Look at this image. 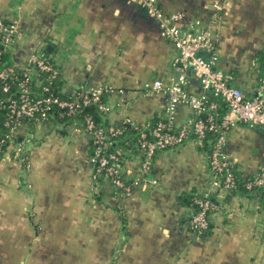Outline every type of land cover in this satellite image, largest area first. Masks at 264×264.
I'll return each instance as SVG.
<instances>
[{
	"label": "crops",
	"instance_id": "obj_1",
	"mask_svg": "<svg viewBox=\"0 0 264 264\" xmlns=\"http://www.w3.org/2000/svg\"><path fill=\"white\" fill-rule=\"evenodd\" d=\"M180 15L186 33L211 31L216 67L233 75L247 97L264 75V0H159ZM0 19L17 25L14 62L35 52L61 70L65 93L108 88V120L144 125L164 113L167 95L153 84L177 80L178 49L158 22L130 0H0ZM206 56L209 54L206 52ZM187 89L201 91L192 71ZM193 115L186 103L176 122ZM224 154L243 177L264 168V128L233 118ZM62 126L60 127V129ZM22 129L30 169L0 160V264H264V202L257 195L210 188L207 152L193 140L157 153L152 178L123 197L109 182L98 188L89 161L91 136L74 125ZM34 142L29 146V142ZM136 179L139 164H126ZM208 191L211 229L201 235L186 220L183 192Z\"/></svg>",
	"mask_w": 264,
	"mask_h": 264
},
{
	"label": "built area",
	"instance_id": "obj_2",
	"mask_svg": "<svg viewBox=\"0 0 264 264\" xmlns=\"http://www.w3.org/2000/svg\"><path fill=\"white\" fill-rule=\"evenodd\" d=\"M130 1L144 7L148 14L158 22L162 36L178 49L174 61V68L178 77L174 83L168 86H165L161 80L154 82V89H161L166 93L167 103L161 119L150 128L149 135L146 129L149 128L150 122L144 124L139 140V153H134L132 149H129L124 153L118 152V154L122 152V157H118L114 153L106 154L105 149L110 144L107 141L109 136L104 130L95 128V122L91 116L85 118V126L82 123L74 125L77 129L88 133L91 140L97 144L95 155L90 160V164L93 166V182L104 177L103 181L111 183L117 193L123 197L128 196L137 183L156 185L158 180L152 178L151 173L157 153L183 146L192 140L202 146L206 131L213 130L219 135L209 156V162L213 169L210 188L217 187L231 191L235 187V181L233 174L228 170L231 162L226 159L224 154L228 133L231 123L234 121L233 118L264 128V75L259 81L256 93L252 97H247L233 83L232 74L217 69L218 55L215 45L211 41L212 34L209 29L196 33H186L180 25V15L167 14L159 0ZM18 32L19 29L16 24L12 22L5 24L0 21V44L4 45L6 50H10L11 53ZM206 52L209 56L205 55ZM17 66L23 70L22 75H15L10 78V81L15 80L17 82V89L9 93L11 86L6 84L3 91L8 95L4 98L0 97V108L6 111V125L9 127L6 134H0V153L5 152L4 145L7 144L5 153L10 150L25 169L29 170L27 148L21 138L18 141V137L22 135V129H28L27 125L22 123L33 119L36 121V126H43L49 123L50 117L56 115L54 106L66 109V114L72 116L77 114L81 104L76 100L67 101L54 94L53 84L62 81V75L61 70L48 55L41 51L35 52L25 66ZM190 71L200 82L201 91L198 93H191L187 89ZM7 77H9V73L0 70V80ZM82 92L91 93L93 100L100 103V110L109 115L108 101L102 99L103 95H108V88L88 89L80 86L69 94L76 96ZM211 96L220 98L227 107L221 124L216 123L211 113L208 115V122L197 119L202 113L217 109L218 102L210 101ZM88 103H90V99L84 101V104ZM182 103L190 106L193 115L184 124L179 125L175 117L178 107ZM58 114L64 115L61 112ZM127 123L130 122L125 121L121 127ZM110 131L113 132V128ZM129 161H136L139 164L136 179L130 177L131 171L126 167ZM254 186L262 188L264 192V168L258 175L254 176L253 180L250 179L248 187ZM200 197L202 198L197 202L201 209L189 223L191 230L198 235L210 230L211 216L216 208L208 191L201 194Z\"/></svg>",
	"mask_w": 264,
	"mask_h": 264
},
{
	"label": "trees",
	"instance_id": "obj_3",
	"mask_svg": "<svg viewBox=\"0 0 264 264\" xmlns=\"http://www.w3.org/2000/svg\"><path fill=\"white\" fill-rule=\"evenodd\" d=\"M3 23H10L8 20L0 19ZM45 54V53H44ZM51 61H53L51 59ZM54 62V61H53ZM55 63V62H54ZM56 65V64H55ZM57 66V65H56ZM0 70L6 71L9 73V77L6 79L0 80V97H5L8 95V93H4L3 87L6 84H10V91L9 93L15 91L17 89V82L15 80L10 81V78L15 75H22L23 70L19 66L15 64L12 58V53L10 50H6L4 45L0 44ZM43 78V77H42ZM59 84V87H58ZM62 81H59V83L55 82L53 84V92L54 94L58 95L60 98L65 99L67 101L76 100L81 104L80 109L78 110L76 115L69 116L66 114V109H60L58 106H54L55 114L54 117H50L49 123H46L45 126L48 130H55L60 129V132L62 134H66L67 130L66 127L70 125H76L78 123H82L85 126V118L88 116H91L92 119L95 122V128L96 129H102L107 133L109 136L108 142L110 144L105 149L106 154L114 153L118 157H122V152L124 153L126 150L132 149L134 153H139V140L141 136V132L144 129V125H138L133 123H127L121 128L114 127L110 124L108 120V114H104L103 111L100 110V103L95 102L93 100V95L91 93H84L82 92L79 95L72 96L68 93H65L62 90ZM107 95H103L102 99L106 100ZM86 99H90V103L84 104V101ZM210 101L218 102V107L216 110H213L211 112H204L200 116H198V120L207 121L208 115L211 113L213 114L215 121L217 124L222 123V118L224 113L226 112V105L221 101L220 98L211 96ZM58 112L63 113L64 115H59ZM161 119V115H155L153 119L150 121L149 128L146 129V132L148 135L150 134V128L155 125L159 120ZM7 121V114L6 111H3L0 108V134L4 135L8 132L9 127L6 125ZM26 124L29 132H34V128L36 127V121L35 120H26L24 123ZM113 128V132L110 131V129ZM116 133V135H114ZM219 133L215 132L213 130H207L205 133V138L203 140V145L201 146L208 155V161L209 156L211 155V152L214 147V143L216 141V138L218 137ZM22 135L18 137V141L20 140ZM195 137V136H194ZM97 148V144L94 142V140L90 141L89 144V161L91 160V157L95 155V151ZM4 151H7V144L4 145ZM122 151L118 154V152ZM0 153V160L5 158L7 153ZM14 157V155L12 154ZM23 165V164H22ZM91 167L92 164H91ZM97 168V167H96ZM93 170V169H92ZM209 170L212 173V165L209 162ZM228 170L231 171V173L234 176L235 181V187L231 190V195L236 194L238 192H242L244 194L249 195H257L259 199H261L264 202V192L262 188L258 186H254L252 188L248 187V183L251 180L254 179V177H243L240 172L238 171L237 166L234 163H230ZM223 174V173H221ZM104 177H100L97 181L93 182L94 187L98 188L104 181ZM223 180V178H222ZM223 182V181H222ZM201 194L195 191L192 192H183L179 196V200L181 201L183 206L189 207L192 212L190 217L186 220V222H191L193 217L200 211L201 207L200 204H198V200L201 199ZM212 201L214 202V199L212 198ZM215 203V202H214ZM211 229V226H210Z\"/></svg>",
	"mask_w": 264,
	"mask_h": 264
},
{
	"label": "rangeland",
	"instance_id": "obj_4",
	"mask_svg": "<svg viewBox=\"0 0 264 264\" xmlns=\"http://www.w3.org/2000/svg\"><path fill=\"white\" fill-rule=\"evenodd\" d=\"M33 143H34L33 141L32 142H29L28 145L29 146H33Z\"/></svg>",
	"mask_w": 264,
	"mask_h": 264
}]
</instances>
